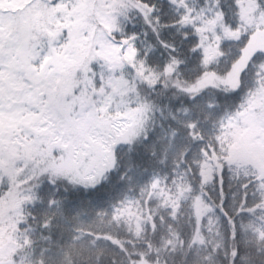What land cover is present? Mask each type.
I'll use <instances>...</instances> for the list:
<instances>
[{
	"label": "snow or ice",
	"instance_id": "1",
	"mask_svg": "<svg viewBox=\"0 0 264 264\" xmlns=\"http://www.w3.org/2000/svg\"><path fill=\"white\" fill-rule=\"evenodd\" d=\"M0 264H264V0H0Z\"/></svg>",
	"mask_w": 264,
	"mask_h": 264
}]
</instances>
